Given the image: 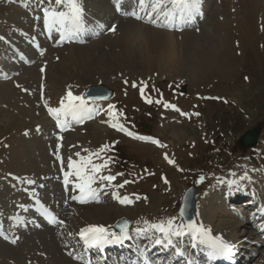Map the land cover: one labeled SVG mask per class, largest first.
<instances>
[{
    "label": "rangeland",
    "instance_id": "obj_1",
    "mask_svg": "<svg viewBox=\"0 0 264 264\" xmlns=\"http://www.w3.org/2000/svg\"><path fill=\"white\" fill-rule=\"evenodd\" d=\"M204 2L206 13L198 25L168 30L147 26L130 16H115L114 0H80L81 5L90 7H83L84 14L90 16L89 24L101 22L103 28L98 30L103 32L83 41L54 45L40 31L42 16L37 10V14L30 13L36 7L25 10L19 5L21 0H0V65L12 71L0 77V229L5 233L11 230L13 239L18 237L15 244L0 240V264L43 263L42 252L32 255L33 249L39 252L30 241L35 239H27L29 231L19 230L22 223L14 216L20 205L33 209L34 198L48 197L50 204L55 198V204L59 206L58 201L63 206V227L48 231L56 251L50 264H75L61 251V238L69 233L76 236L88 225L105 223L115 230L114 224L125 219L134 232L171 217L181 220L177 210L190 186L197 189L198 207L199 201L203 205L201 224L211 233L233 241L240 233L249 236L254 232L232 218L239 209L223 203L226 191L220 185L224 181L222 186L229 189L256 186L253 192H260L258 198L264 199V0ZM48 6L47 1L42 5L43 9ZM113 25L117 28L114 33L109 30ZM145 27L156 30L157 41ZM51 35L57 37L59 32L53 30ZM33 38L45 48L43 54L33 47ZM17 55L31 58L30 63L25 65L17 58L15 65ZM141 82L147 85L144 97L139 90ZM99 85L113 94L91 107L106 110L109 104L114 105L117 112H123L119 119L129 131L137 137L158 140L164 147L110 127L102 122L109 117H97L103 111L97 116L93 113L82 124L73 122L57 137L45 102L57 108L69 88L74 95H82ZM146 98L153 103H147ZM164 102L176 105L186 115L163 107ZM255 126L262 128L256 146L241 151L236 140ZM105 144L109 148L101 153L108 161L104 175H116L117 180L83 209L77 208L81 205L77 200L68 204L75 194L64 196L56 191L61 168L57 155L63 159L61 166L67 167L69 157L79 162L91 154L89 151L95 153ZM161 152L174 163L169 164ZM26 179L36 183L28 184ZM102 184L107 182L94 185ZM119 184L124 186L117 187ZM117 192L143 200L117 204L113 196ZM26 213L23 211L22 216ZM56 231L63 233L56 235ZM143 241L153 248L154 244ZM239 243L245 251L258 250L250 243ZM260 251L252 264H264V248Z\"/></svg>",
    "mask_w": 264,
    "mask_h": 264
},
{
    "label": "snow or ice",
    "instance_id": "obj_2",
    "mask_svg": "<svg viewBox=\"0 0 264 264\" xmlns=\"http://www.w3.org/2000/svg\"><path fill=\"white\" fill-rule=\"evenodd\" d=\"M55 3L60 6H65L67 10H58L56 8L44 9L43 10V25L49 33L53 30L59 32L61 40H70L77 36L78 33L84 30V10L80 3V0H55ZM117 11H121L122 0H114ZM135 7L132 11H124L122 14L124 16L134 17L136 20H143L145 16L147 17V22L156 25L157 27L169 28V29H179L181 25L190 23L196 15L200 14L202 0H134ZM40 19V17H37ZM159 21V22H158ZM111 32L117 30L116 26L113 25L110 29ZM3 39V37H0ZM43 71V69L41 70ZM140 87L141 96L144 97V91L147 87L146 83L141 82ZM133 87L137 85L133 83ZM19 87V85H17ZM27 91V89H25ZM105 96H91L87 97L85 95H74L71 89L67 91L65 97L60 100V105L57 108L48 106L45 102V107L48 110L49 115L56 121L57 127L62 130L69 127V120L75 123H82L85 118H91L93 113L99 114L100 111H105V114L110 118L109 121H102L109 123L110 127L116 129L117 131L124 132L126 135L140 139V140H150L152 143L157 144L160 147H164L160 141L152 139L151 137H137L131 131H129L123 123L120 122V117L123 116V112H117L115 106L109 104L107 109L93 108L92 103L98 100H105ZM91 102V103H90ZM146 102L151 104L153 100L146 98ZM156 103H161L160 100L155 101ZM163 107L171 108L180 113V115H186L182 112L176 105L167 102L163 103ZM199 115V113H196ZM39 130V129H37ZM27 135V133H25ZM59 147V146H58ZM109 148V145H102L101 148L95 152L91 153L87 157H82L81 160L74 161L71 157L68 158L67 168L69 171L64 174V184L67 186L71 181L69 177L75 176L77 178L76 188L80 190V196H73V200H77L79 203H88L90 200L97 199V188H93L92 185L100 182H107V184H102V187L112 186V182L116 180V175H104L102 174L105 169L108 168V161L101 156ZM76 156L79 157L80 153L77 152ZM92 157H96L102 160V163H93ZM57 159L63 164V159L57 155ZM164 159L167 160L169 164H173L174 161L168 158L165 154ZM19 179V178H15ZM203 179V177H201ZM165 183L168 181L165 179ZM26 183L35 184L36 182L31 179H26ZM128 183V181H124ZM235 183V181H232ZM124 184H119L117 187H123ZM44 187V185H40ZM115 199L119 200L120 203H132L127 197L121 198L117 193H113ZM37 204L40 201L37 200ZM24 211L28 209L24 205H20ZM41 212L49 223L63 225L64 221L56 217L48 208L43 204H40ZM185 215V209H181L180 216ZM17 223H23L21 217L15 218ZM176 217H171L164 222L149 224L147 229L137 228V235H144L149 229H154L161 235L153 238L154 245H160L163 247H171L174 249L175 255L177 257H184L185 251L178 246L179 238L184 236H190L192 239V248H196L198 245H204L207 249V257L210 260L217 258H227L230 256L235 248V245L223 240L220 237H215L211 235L210 229L205 228L202 224H196L195 222L189 221L187 224H177ZM147 223V222H145ZM120 234L117 235L115 232H108L104 226L90 225L84 229H81L78 233L80 240L83 242L85 251L90 248L102 249L105 244L121 243L124 239L128 238L127 234V222L120 225ZM3 235V232H0ZM71 235V233H69ZM8 239L7 236L4 237ZM18 239V237L16 238ZM16 239H12L11 243L15 244ZM72 255V253H68ZM145 253L141 252V256ZM76 258V257H74ZM145 264L147 260L145 259ZM187 264H193L192 260H188Z\"/></svg>",
    "mask_w": 264,
    "mask_h": 264
},
{
    "label": "bare ground",
    "instance_id": "obj_3",
    "mask_svg": "<svg viewBox=\"0 0 264 264\" xmlns=\"http://www.w3.org/2000/svg\"><path fill=\"white\" fill-rule=\"evenodd\" d=\"M23 1H29L28 2V4H30L31 2H32V0H23ZM50 1H52V3L53 4H56L55 3V0H50ZM41 3V0H33V2L30 4V5H28V4H24L23 2H21V3H19V5H22L23 7H26V6H33V7H37L39 4ZM83 6L82 7H85L87 10H90V7H89V5L88 4H85V3H83L82 4ZM86 9H85V11H86ZM115 16H116V14H115ZM87 17H90V16H87ZM99 23V22H98ZM113 23H115V22H113ZM117 24V23H116ZM148 26V25H147ZM145 28H148V27H145ZM100 29V28H99ZM150 29H152V28H150ZM149 28H148V33L150 34V35H152L153 36V34H155V31H151ZM156 29V28H155ZM22 30V29H21ZM43 30H46V29H44V27H43ZM153 30V29H152ZM133 31V30H132ZM136 31V30H135ZM131 32V31H130ZM147 32V31H146ZM146 32H144L143 31V33H146ZM159 32V31H158ZM129 33V32H128ZM162 33V32H161ZM173 33V32H172ZM135 34V33H134ZM158 34V33H157ZM161 36H163L162 34H161ZM151 37V36H150ZM153 38H155V40H156V34H155V37L153 36ZM159 39H161V38H159ZM157 41V40H156ZM153 42V41H152ZM153 44V43H152ZM155 44V43H154ZM37 46H39L40 48H41V46L40 45H37ZM14 47V46H13ZM34 47V46H33ZM131 50V49H130ZM17 52V51H16ZM19 52V51H18ZM77 53V52H76ZM59 56V55H58ZM26 58V60H27V57H25ZM65 61V60H64ZM68 69V68H67ZM67 69H66V71H67ZM0 70H1V73H0V77H2V76H7V75H10V74H12L11 72L12 71H9V69H7L6 67H1V65H0ZM44 71V70H43ZM69 71V70H68ZM69 74V73H68ZM151 74V73H150ZM156 74V73H155ZM156 76V75H155ZM72 78V77H71ZM115 108H117V107H115ZM117 110V109H116ZM119 110V109H118ZM102 115H106L105 114V111H103L100 115H98L97 117H99V118H101V116ZM106 117L108 118V116L106 115ZM105 117V118H106ZM107 121V120H106ZM164 127V126H163ZM84 149V148H83ZM89 153H92L91 151H89ZM160 154H162V155H164L165 156V152H161ZM87 156H89V155H86V157ZM92 158H94V157H92ZM105 171V170H104ZM105 172H103L102 174H104ZM148 180H149V178H147ZM117 180V179H116ZM115 180V181H116ZM114 184V181L112 182V185ZM67 186H65V188H66ZM92 187L93 188H96L97 186L96 185H92ZM98 188V190H99V194L103 191V190H105L106 188H104V187H97ZM158 188V187H157ZM156 188V189H157ZM155 189V190H156ZM77 191H80L79 189H77ZM117 194L121 197V198H123V197H127L129 200H131L132 201V203H141V199L140 198H130L128 195H125V193H122V192H117ZM134 194V193H133ZM75 196H78V195H76L75 194ZM150 199H152V198H150ZM34 200V206H33V209L34 210H37L38 211V208H40V204H43L44 206L46 205V206H48V207H46V208H48V209H50V210H53L52 208H50L49 206H50V199L47 197V198H45L44 197V199L43 198H34L33 199ZM37 200H39L40 201V204H37ZM116 200V203L117 204H122V203H120L119 202V200H117V199H115ZM143 200V199H142ZM52 201V200H51ZM61 201V200H60ZM126 204H128V203H126ZM198 204H200V206L198 207V205H197V208H196V213H195V216H194V219H193V221H191V222H195L196 224H201V221H200V218H199V212H200V208L203 206L202 204H201V202L199 201V203ZM125 205V204H124ZM142 205V204H141ZM147 205V204H146ZM151 205V204H150ZM27 209H29V205H24ZM137 206V205H136ZM77 208L78 209H80V208H84V205H78L77 206ZM85 210V209H84ZM247 210V209H246ZM245 210V211H246ZM23 211H24V209L23 208H20V211L18 212V213H14L15 215V217H21V218H24V222L22 223V224H20V226L18 227L19 228V230L20 229H24L25 231L27 230V229H25L26 228V223H30V224H32V226H34L37 230H30L29 229V232H27V233H29L28 235H27V239H30V238H33V239H35V240H31L30 239V241H32L35 245H37L39 248H37L36 250H39V252H35V250L33 249V254L32 255H37V256H39L40 255V253L42 252V256H43V259H42V264H50V263H48V261H49V259L51 260V258H53V256L55 255L56 256V251H54V248L53 247H55V246H53L52 245V242L53 241H51V234L48 232L50 229H48V227H47V224H45L44 222H42V223H40V222H38L37 220H35L34 218H31V217H27V216H22V213H23ZM54 211V210H53ZM24 212H26V211H24ZM54 213H55V211H54ZM56 214V213H55ZM230 216V215H229ZM244 215H237V216H230V217H232L235 221H239L240 222V225L242 226V227H244L245 229H247L248 227H249V221L247 220V219H242V217H243ZM0 217H1V213H0ZM58 217V216H57ZM178 220V221H177ZM175 222L177 223V224H187L188 222H185V221H182V220H179V219H177ZM156 223H160L159 221L158 222H156ZM2 224H5V223H2ZM151 224H153V223H151ZM57 225V229H59V228H62L63 227V225H59V224H56ZM104 226V228H106L107 230H108V232H115V233H117L116 231H114L113 229H111V228H109L108 226H107V224H105V223H98V225L97 226ZM10 225H8V227H9ZM237 227V226H236ZM250 228V227H249ZM56 229V230H57ZM229 231H231L230 229H228ZM59 233H63V232H60V231H56L55 232V234L57 235V234H59ZM65 234V233H64ZM214 234H215V232H214ZM244 233H240L239 235H236L235 236V238L236 237H239V236H244L243 235ZM35 235V236H34ZM61 235V234H60ZM117 235H119V233H117ZM211 235L212 236H214L212 233H211ZM38 236V237H37ZM61 236H63V235H61ZM53 237V236H52ZM76 237L78 238H75V236H74V234L73 235H69V234H67V235H64L62 238H61V242H62V245H61V251L63 252V254L66 256V257H69V256H72V257H76V258H73L72 260H70V261H72V263L74 262L75 264H80V263H78L79 261L78 260H80V259H82V256L85 254V253H87L88 252V250L87 251H85V248H84V246H83V242L80 240V237H79V235H76ZM152 237H153V234H152V231H147V236L146 237H143L142 238V240H145V241H147L148 243L150 242V240L152 239ZM216 237V236H215ZM38 238V239H37ZM234 238V239H235ZM54 239V242H55V244H56V240H55V238H53ZM74 239V240H73ZM223 239V238H222ZM246 240V239H245ZM80 242L82 243L81 245H80ZM256 243H260V240H257V241H255ZM25 245V244H24ZM58 246V245H57ZM155 246V245H154ZM153 246V247H154ZM155 247H157V249H159L160 248V245H156ZM57 248V247H56ZM26 250V249H25ZM164 250H168V248H166V249H163V250H161V252H163ZM1 252V251H0ZM27 252H28V250H27ZM72 253V255H69L68 253ZM159 251H157L156 253H158ZM161 252H159V253H161ZM28 253H30V251L28 252ZM65 257V258H66ZM38 258V257H37ZM57 258L58 257H56V260H57ZM44 260V261H43ZM52 260H54V259H52ZM55 261V260H54ZM69 261V262H70ZM52 262V261H51ZM68 262V261H67ZM23 263V262H22ZM122 264H124V263H122Z\"/></svg>",
    "mask_w": 264,
    "mask_h": 264
},
{
    "label": "water",
    "instance_id": "obj_4",
    "mask_svg": "<svg viewBox=\"0 0 264 264\" xmlns=\"http://www.w3.org/2000/svg\"><path fill=\"white\" fill-rule=\"evenodd\" d=\"M111 92L103 86L90 87L85 93V96H105L109 97ZM260 128H252L244 132L237 140V146L240 147L243 151L247 148L255 146L257 143V137L259 135ZM196 189L194 187L188 188L181 199V204L178 209V214L180 215L181 209H185V215L181 216L184 220H191L193 218L195 210V197ZM126 221L124 219L119 220L115 226L120 229V225L124 224Z\"/></svg>",
    "mask_w": 264,
    "mask_h": 264
}]
</instances>
